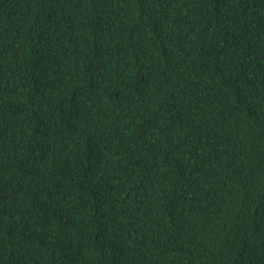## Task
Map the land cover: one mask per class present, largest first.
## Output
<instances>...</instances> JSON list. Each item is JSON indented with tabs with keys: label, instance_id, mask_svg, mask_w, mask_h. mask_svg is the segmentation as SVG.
<instances>
[{
	"label": "trees",
	"instance_id": "16d2710c",
	"mask_svg": "<svg viewBox=\"0 0 264 264\" xmlns=\"http://www.w3.org/2000/svg\"><path fill=\"white\" fill-rule=\"evenodd\" d=\"M0 264H264V0H0Z\"/></svg>",
	"mask_w": 264,
	"mask_h": 264
}]
</instances>
